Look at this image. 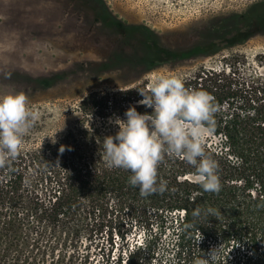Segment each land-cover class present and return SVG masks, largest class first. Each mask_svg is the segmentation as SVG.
Here are the masks:
<instances>
[{"label":"trees","instance_id":"trees-1","mask_svg":"<svg viewBox=\"0 0 264 264\" xmlns=\"http://www.w3.org/2000/svg\"><path fill=\"white\" fill-rule=\"evenodd\" d=\"M262 15L253 18L256 25ZM243 20L231 16L176 51L142 35L138 63L147 73L158 62L242 45ZM35 82L49 86L55 78ZM182 82L213 98L215 132L204 151L217 163L220 190L203 191L192 180L193 165L164 154L157 176L165 191L141 196L128 183L129 171L106 166L102 142L115 135L114 121L125 119L130 105L151 113L137 103L149 85L87 93L63 134L43 143L26 142L25 134L17 156L0 164V264H196L213 248H220L215 264H264V79L225 59Z\"/></svg>","mask_w":264,"mask_h":264},{"label":"rangeland","instance_id":"rangeland-1","mask_svg":"<svg viewBox=\"0 0 264 264\" xmlns=\"http://www.w3.org/2000/svg\"><path fill=\"white\" fill-rule=\"evenodd\" d=\"M262 9L264 0H0V93L26 95L35 113L26 142L43 143L63 134L71 125L69 113L96 90L150 85L159 75L183 81L225 59L239 60L264 79ZM259 13L262 23L256 25ZM236 15L244 17L239 27L248 40L242 45L163 66L158 62L147 73L138 63L146 45L142 35L181 50ZM38 78L55 82L39 85Z\"/></svg>","mask_w":264,"mask_h":264},{"label":"clouds","instance_id":"clouds-1","mask_svg":"<svg viewBox=\"0 0 264 264\" xmlns=\"http://www.w3.org/2000/svg\"><path fill=\"white\" fill-rule=\"evenodd\" d=\"M140 94L143 98L137 103L152 111L141 114L130 105L124 112L125 119L114 121L118 130L102 142L106 166L129 171L128 183L146 197L166 189V181L158 182L157 167L167 154L194 166L192 180L203 191L218 192L217 163L204 151L207 139L215 132L213 98L203 90L187 89L180 79L166 75L155 77L149 94ZM34 119L23 92L0 93V164L17 156ZM60 151H64L63 146ZM199 213L197 208L192 214ZM219 250L213 248L207 259L200 257L196 264H215Z\"/></svg>","mask_w":264,"mask_h":264}]
</instances>
